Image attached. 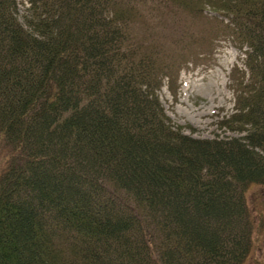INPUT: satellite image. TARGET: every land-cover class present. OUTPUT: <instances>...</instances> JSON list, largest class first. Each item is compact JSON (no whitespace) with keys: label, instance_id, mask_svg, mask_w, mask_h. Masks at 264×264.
Segmentation results:
<instances>
[{"label":"trees","instance_id":"1","mask_svg":"<svg viewBox=\"0 0 264 264\" xmlns=\"http://www.w3.org/2000/svg\"><path fill=\"white\" fill-rule=\"evenodd\" d=\"M18 1L0 0V264H245L263 226L264 0H22V19ZM149 2L211 10L208 49L244 51L237 137L170 121L158 93L188 60L137 42Z\"/></svg>","mask_w":264,"mask_h":264},{"label":"rangeland","instance_id":"2","mask_svg":"<svg viewBox=\"0 0 264 264\" xmlns=\"http://www.w3.org/2000/svg\"><path fill=\"white\" fill-rule=\"evenodd\" d=\"M18 2L22 19L28 5L22 0ZM149 3L135 29L139 36L137 42L147 41L144 44L159 46L171 54L178 52L190 61L183 65L177 80L166 79L158 93L170 121L196 139L237 137L225 121L235 113L232 79L241 77L237 68L246 70L244 51L225 39L215 42L217 47L212 51L208 49L216 27L213 22L216 16L211 10L207 9L206 15L198 17L181 12L175 15L173 4L154 6ZM2 166L0 159V169ZM248 198L257 222L263 226L255 233L254 249L245 264H264V187H250Z\"/></svg>","mask_w":264,"mask_h":264},{"label":"bare ground","instance_id":"3","mask_svg":"<svg viewBox=\"0 0 264 264\" xmlns=\"http://www.w3.org/2000/svg\"><path fill=\"white\" fill-rule=\"evenodd\" d=\"M188 86H189V84H188ZM187 88H188V87H187ZM187 88L185 89V91L188 90Z\"/></svg>","mask_w":264,"mask_h":264}]
</instances>
